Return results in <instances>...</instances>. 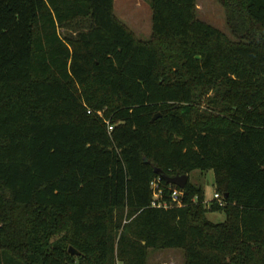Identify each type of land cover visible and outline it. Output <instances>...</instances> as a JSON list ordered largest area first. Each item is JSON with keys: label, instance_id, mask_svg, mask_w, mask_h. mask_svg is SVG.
Returning a JSON list of instances; mask_svg holds the SVG:
<instances>
[{"label": "trees", "instance_id": "16d2710c", "mask_svg": "<svg viewBox=\"0 0 264 264\" xmlns=\"http://www.w3.org/2000/svg\"><path fill=\"white\" fill-rule=\"evenodd\" d=\"M219 2L233 39L151 0L142 41L114 0H0V264H264V0ZM194 171L222 206H153Z\"/></svg>", "mask_w": 264, "mask_h": 264}, {"label": "rangeland", "instance_id": "374dc122", "mask_svg": "<svg viewBox=\"0 0 264 264\" xmlns=\"http://www.w3.org/2000/svg\"><path fill=\"white\" fill-rule=\"evenodd\" d=\"M151 0H114L116 16L133 32L139 40L146 41L151 37ZM196 14L198 19L214 26L229 38L233 39L226 23L224 7L219 0H196ZM62 34L63 32L60 31ZM189 182L203 189L205 203L213 200L214 175L212 171L202 173L194 171L189 175ZM207 218L213 223L225 221L223 213H208ZM148 264H184L181 250H150Z\"/></svg>", "mask_w": 264, "mask_h": 264}, {"label": "built area", "instance_id": "2783aa9c", "mask_svg": "<svg viewBox=\"0 0 264 264\" xmlns=\"http://www.w3.org/2000/svg\"><path fill=\"white\" fill-rule=\"evenodd\" d=\"M88 113H90V111ZM109 131H112L111 126H109ZM160 182H161V178L159 177L157 180L151 183V189L153 191V196H154L153 206L158 208L160 207L168 208L173 206L181 207L183 193L177 188H172L171 185L165 187L161 185ZM166 190L168 191V198L170 203L159 201L160 198L163 197L164 191ZM213 200H215L220 206L223 205L222 199L219 194L215 193L213 196Z\"/></svg>", "mask_w": 264, "mask_h": 264}, {"label": "water", "instance_id": "95a60500", "mask_svg": "<svg viewBox=\"0 0 264 264\" xmlns=\"http://www.w3.org/2000/svg\"><path fill=\"white\" fill-rule=\"evenodd\" d=\"M157 118H158V116H154L153 119H152V121H155ZM160 178L162 180H164L169 185L176 186L179 189H184L185 186H186V183H187V181L189 179V176L188 175H185V174L171 176V175L162 173L160 175ZM69 253L71 255H73V256L79 255V253L76 250H74L72 247H69Z\"/></svg>", "mask_w": 264, "mask_h": 264}, {"label": "crops", "instance_id": "0c3cea01", "mask_svg": "<svg viewBox=\"0 0 264 264\" xmlns=\"http://www.w3.org/2000/svg\"><path fill=\"white\" fill-rule=\"evenodd\" d=\"M114 13H115V10H114ZM116 15V14H115Z\"/></svg>", "mask_w": 264, "mask_h": 264}]
</instances>
